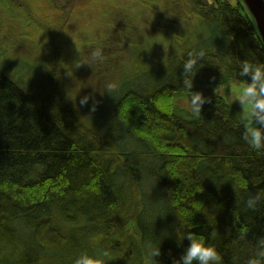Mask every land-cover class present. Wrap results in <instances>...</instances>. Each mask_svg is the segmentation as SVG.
Listing matches in <instances>:
<instances>
[{"label":"trees","instance_id":"16d2710c","mask_svg":"<svg viewBox=\"0 0 264 264\" xmlns=\"http://www.w3.org/2000/svg\"><path fill=\"white\" fill-rule=\"evenodd\" d=\"M174 1L197 20L188 41L164 65L138 48L130 73L115 51L85 105L59 98L57 71L39 75L40 65L23 87L0 69V264H73L85 250L146 264V243L168 235L161 261L171 264L186 232L222 264H246L264 236V201L246 206L264 192V149L243 140L238 107L214 88L237 81L241 61L264 63V46L240 0ZM194 49L205 53L192 89L209 100L200 116L182 83Z\"/></svg>","mask_w":264,"mask_h":264},{"label":"rangeland","instance_id":"374dc122","mask_svg":"<svg viewBox=\"0 0 264 264\" xmlns=\"http://www.w3.org/2000/svg\"><path fill=\"white\" fill-rule=\"evenodd\" d=\"M18 1L22 8L0 0L1 71L23 87L31 86L40 65L39 75L57 71L59 98L73 107L98 91L115 51L116 64L123 63L125 73H130L138 48L147 49L153 63L164 65L165 58L192 36L195 25L190 23L197 21L184 1H179L182 9L174 0ZM229 2L234 5L237 0ZM96 47L104 59L87 65ZM237 86L233 81L214 90L238 107L243 122Z\"/></svg>","mask_w":264,"mask_h":264},{"label":"clouds","instance_id":"9594fccd","mask_svg":"<svg viewBox=\"0 0 264 264\" xmlns=\"http://www.w3.org/2000/svg\"><path fill=\"white\" fill-rule=\"evenodd\" d=\"M205 53L201 50H193L187 54V59L183 62V87L188 94L187 104L189 111L200 116L203 106L209 102L208 98L201 91H192L193 78L199 61ZM104 59L103 51L96 47L90 53V59L85 63L99 62ZM242 78V79H241ZM236 99L239 102L244 120H243V140L253 149H264V63H256L250 60H243L239 64L237 73ZM118 85L107 83L106 93L111 94L116 91ZM89 96H83L79 103L87 104ZM95 104L93 105V110ZM264 201V192H257L249 195L246 200L248 209L255 210L258 205ZM169 236V235H168ZM164 236L163 239L165 237ZM163 239L149 241L144 249V258L146 264H162L163 255L161 244ZM184 240L188 241L184 246ZM178 247L183 250L179 257H172L171 264H222V256L215 245L207 243L206 239L194 232H186L177 240ZM108 250H100L89 254L88 251H81L74 259L73 264H106L109 257ZM246 264H264V236L257 239L253 253L248 257Z\"/></svg>","mask_w":264,"mask_h":264},{"label":"water","instance_id":"95a60500","mask_svg":"<svg viewBox=\"0 0 264 264\" xmlns=\"http://www.w3.org/2000/svg\"><path fill=\"white\" fill-rule=\"evenodd\" d=\"M253 18L264 46V0H240Z\"/></svg>","mask_w":264,"mask_h":264}]
</instances>
